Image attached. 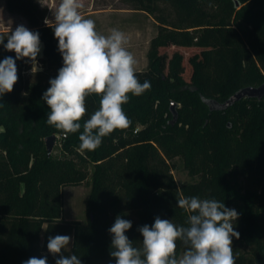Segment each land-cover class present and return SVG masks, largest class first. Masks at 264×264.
<instances>
[{"label": "trees", "instance_id": "obj_1", "mask_svg": "<svg viewBox=\"0 0 264 264\" xmlns=\"http://www.w3.org/2000/svg\"><path fill=\"white\" fill-rule=\"evenodd\" d=\"M41 1L5 0L9 12L39 33L45 68L28 80V58L16 60L18 81L0 97V264H22L31 257L55 264L59 255L51 254L47 243L56 235L73 239L64 256L75 254L81 264H115L109 229L116 217L132 222L125 235L140 247L138 229L151 226L157 216L187 226L188 213L177 206L181 196L236 208L233 227L248 250L234 253L235 264H264V97L244 98L226 111H211L204 101H224L244 86L264 83V0H172L177 22L157 16L160 0H126L132 9L153 15L160 27L151 40L149 69L136 71L151 89L139 97L129 94L123 105L129 128L83 152L80 132L64 136L46 122L50 109L42 96L63 59ZM8 34L0 33L4 43ZM9 56L15 59L0 44V61ZM99 100L86 98L82 124ZM173 101L179 104L174 124ZM53 134L62 136L60 150L49 156L45 138ZM178 155L197 180L177 183L172 169ZM239 175L256 188L238 191L233 179ZM88 179V222L63 220L62 187ZM184 250L178 241L177 255Z\"/></svg>", "mask_w": 264, "mask_h": 264}, {"label": "clouds", "instance_id": "obj_2", "mask_svg": "<svg viewBox=\"0 0 264 264\" xmlns=\"http://www.w3.org/2000/svg\"><path fill=\"white\" fill-rule=\"evenodd\" d=\"M82 7L81 0H60L56 8L54 36L63 66L50 79V87L42 96L50 109L47 124L65 136L80 132L81 152L95 151L102 138L129 128L132 122L123 109L130 100L129 94L139 97L151 89L150 81L141 83L137 78V61L126 48L129 40L125 33L115 28L108 35L99 33L95 22L81 15ZM6 38L4 43L5 37L0 36V44L6 51L14 52L15 59L9 56L0 61V97L12 92L18 81L16 60L28 58L35 73L41 51L39 33L23 25L10 31ZM91 95L100 97L99 107L82 124L87 112L86 98ZM177 206L188 213L187 226H177L172 220L157 216L151 226L145 224L138 229L143 237L140 247L125 235L132 222L118 215L109 229L110 256L115 264H235L232 237L239 239L240 234L233 224L239 213L222 201L197 196H181ZM70 241L68 235L48 238V251L59 255L55 264H81L75 254H62ZM178 241L185 246L179 256ZM22 264H47V257H31Z\"/></svg>", "mask_w": 264, "mask_h": 264}, {"label": "rangeland", "instance_id": "obj_3", "mask_svg": "<svg viewBox=\"0 0 264 264\" xmlns=\"http://www.w3.org/2000/svg\"><path fill=\"white\" fill-rule=\"evenodd\" d=\"M60 0H43L41 4L48 7L47 15L45 20H49L51 23L55 21L54 13L58 7ZM83 7L79 10L81 15L84 18L92 19L95 22L96 30L104 35H108L112 29H118L128 35V38L131 37L130 30H135L134 35L138 37L139 44L134 49L136 54L133 55L137 61L136 71H144L149 69L151 62L149 51L147 52L146 42L147 40L154 39V37L159 32V25L157 20L151 14L142 13V11L132 9V6L126 2V0H81ZM161 10L157 12V16L165 17L171 22H177L178 20V11L175 7V3L172 0H160ZM18 25H23L28 28L27 20L17 14H13L8 11L6 7L5 0H0V33L7 34L10 31H14ZM136 39V38H134ZM144 39V40H142ZM144 44V45H142ZM140 46V47H138ZM145 46V48H142ZM127 48V46H126ZM128 49V48H127ZM128 51H132L129 47ZM41 53V51H40ZM40 53L37 56V72H32L33 64L27 59L24 67V75L28 80H35L39 71H43L45 65L42 62ZM132 53V52H131ZM191 51L190 54H192ZM53 70V69H52ZM184 74L187 71V65H184L182 69ZM138 126H140L138 124ZM57 135V142L53 149L52 154L58 155L60 150V141L61 135ZM46 147V143H45ZM176 166L172 169L175 180L178 184L187 181H195L198 179V176L191 173V167H187L185 161L181 156H177L174 161ZM235 188L240 191L242 194L246 191L247 188L255 189L252 181L244 176L239 175L233 179ZM91 189L90 180H86L79 185H66L62 187L63 192V202L61 208V218L63 220H72L76 221L78 224H86L89 219L88 212V198ZM237 212L238 210L234 208ZM239 213V212H238ZM45 229V226H44ZM73 239L68 245L71 246ZM232 247L233 253H246L248 246L240 238L236 239L232 237ZM182 254V253H181ZM180 254V255H181ZM51 264V263H47Z\"/></svg>", "mask_w": 264, "mask_h": 264}, {"label": "water", "instance_id": "obj_4", "mask_svg": "<svg viewBox=\"0 0 264 264\" xmlns=\"http://www.w3.org/2000/svg\"><path fill=\"white\" fill-rule=\"evenodd\" d=\"M264 97V83H261L258 86H244L233 93V95L229 96L227 99L225 98L224 101H220L215 98H207L205 99V103L208 105L209 109L211 111L215 110H225L234 105L236 102L244 99V98H257L262 99ZM179 104L175 101L171 103L170 109L172 110L173 118L172 123H176L178 121V111L177 107ZM46 143V149L47 153L50 156L53 152V149L57 142V135L53 134L50 136H47L45 138Z\"/></svg>", "mask_w": 264, "mask_h": 264}, {"label": "crops", "instance_id": "obj_5", "mask_svg": "<svg viewBox=\"0 0 264 264\" xmlns=\"http://www.w3.org/2000/svg\"><path fill=\"white\" fill-rule=\"evenodd\" d=\"M142 13L148 14L147 12H144V11H142ZM48 21H49V20H48ZM54 22H55V21H54ZM54 22H52V23H54ZM49 23H51V22L49 21ZM28 26H29V25H28ZM130 32H132L130 35H131V37H133V39L128 38L129 43H128L126 46H127L128 49H129V47H130V49L132 50V51H131L132 54L135 55L136 52H135L134 49L137 47V45H140V44H139L140 42H139V40H138V39H140V38H139V36H138V37H135V35H134L135 30L131 29ZM127 37H128V35H127ZM134 38H136V39H134ZM142 40H144V39H142ZM149 44H150V40H147V42H146L147 52H148L149 49H150V45H149ZM142 45H144V44H142ZM43 47H44V44L41 43V53H40V57H42ZM138 47H140V46H138ZM142 48H145V46H143Z\"/></svg>", "mask_w": 264, "mask_h": 264}, {"label": "built area", "instance_id": "obj_6", "mask_svg": "<svg viewBox=\"0 0 264 264\" xmlns=\"http://www.w3.org/2000/svg\"><path fill=\"white\" fill-rule=\"evenodd\" d=\"M65 136V135H64Z\"/></svg>", "mask_w": 264, "mask_h": 264}]
</instances>
